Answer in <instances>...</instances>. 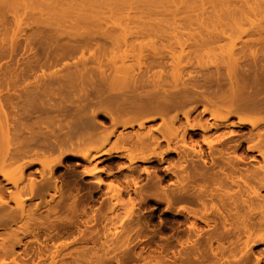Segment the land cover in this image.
Listing matches in <instances>:
<instances>
[{
    "label": "bare ground",
    "instance_id": "1",
    "mask_svg": "<svg viewBox=\"0 0 264 264\" xmlns=\"http://www.w3.org/2000/svg\"><path fill=\"white\" fill-rule=\"evenodd\" d=\"M75 1L14 0L26 9L24 14L47 15L68 24V30L55 49L26 57L24 66L13 65V71L9 66L2 76L12 90L0 93V109L5 105L8 111L1 115L5 111L0 110V264H264V0H180L185 9H178L175 0L179 3L172 9L159 3L166 12L156 10L162 16L155 19V12L151 17L130 7L103 11L95 0ZM152 19L159 24L152 27ZM30 29L25 44L43 32ZM156 32L176 63L173 70L169 66L171 79L166 81L171 89L165 81L148 79L145 70L132 73L130 50L135 55L133 46L144 35L138 36ZM129 37L132 42L137 38L134 45ZM13 42L7 54L17 51ZM106 43L113 47L105 57L110 73L102 56L83 58L85 47L95 44L103 50ZM185 44L198 55L211 56V63L224 64L226 75L219 76V63L206 76L182 75L179 65L185 55L177 51ZM166 50L151 51L147 71L153 63L168 61ZM58 62L63 64L58 71L31 76ZM116 80L117 86L119 80L126 83L129 94L121 92L127 97L121 94L120 100L107 95L111 103L104 99L107 106L102 107L99 93ZM87 86L100 107L85 95V104L80 97L69 101L74 107L52 96L72 88L89 95ZM100 115L112 124L105 134ZM109 143L113 146L104 148ZM133 149L136 155L130 154ZM68 159L89 179H59L56 171ZM155 162L162 166H151ZM113 166L125 184L111 194L102 187L101 173L114 177ZM142 173L145 186L138 184ZM132 193L138 205L126 207ZM66 197L72 201L64 202ZM95 201L99 204L91 208ZM152 202L150 209L141 208ZM61 205L70 215L62 214ZM159 205L164 217L155 226ZM117 219L126 226L115 227ZM57 244L62 250L50 256L46 250ZM70 244L74 251H66Z\"/></svg>",
    "mask_w": 264,
    "mask_h": 264
},
{
    "label": "rangeland",
    "instance_id": "2",
    "mask_svg": "<svg viewBox=\"0 0 264 264\" xmlns=\"http://www.w3.org/2000/svg\"><path fill=\"white\" fill-rule=\"evenodd\" d=\"M8 1H10V0H8ZM12 1V0H11ZM9 2V4H11V5H9V6H7V0H0V55H1V53H3L2 55H1V57H0V93L1 94H4V93H6V91H8L7 90V88L10 90L11 88H9L10 87V84H9V86L7 87V84L6 83H4V81H3V75H4V73L6 74V73H8V70H9V66H11V70L13 71L14 69H13V65H14V68H16V67H22V66H24V64L23 63H25L26 62V57H28L29 59H34V57H37L38 55H41V53L42 52H44L45 51V49H47L48 47H49V49L51 48V49H55V47H56V44L55 43H59L58 42V38H59V40L62 42L63 40H65L66 38H67V36L65 35V33L63 34V31L65 32V30H68V27H67V23L68 22H66V24L67 25H65V24H62L61 25V22H59V23H55L56 21H54V20H52L53 18H50V19H48V18H46V17H48L47 15H45V17L42 15L41 16V14H40V16L41 17H38V15H36V14H38V13H34V14H32L30 11V13H31V15H29V12H28V10H27V14H24V12H25V10L23 9V7H22V5H19V4H16V2H14V0L12 1V2ZM77 2L79 1H81V0H76ZM75 1V2H76ZM91 1H94V0H91ZM117 1V2H116ZM140 1H141V3H142V5H141V3H140ZM143 0H95V2H97L98 4H99V6L101 7V10H103V11H107V10H109V9H114V8H117L118 7V9H129V7H130V10H138V11H140L141 10V12H143V11H145V14H148V15H150L151 17H152V15H154V14H152V13H156L155 15H154V18L153 19H155L157 16L156 15H158V18H161V16L162 15H160V14H158V12L159 13H161V11H159V10H161L162 9V12L164 11V12H166L165 10H163L164 9V7L163 6H161V5H164V4H166L167 6V8H169V6H170V8L172 9V8H174L175 6L177 7V4L179 3H177L176 4V1L175 0H165V1H163V0H159L160 2H158V0H144V2H146L145 4H148V6L147 5H145L144 4V2H142ZM163 2V4H162V2ZM178 1V0H177ZM180 1V0H179ZM157 2V3H156ZM166 2V3H165ZM175 2V3H174ZM105 3V4H104ZM121 3H122V5H124V6H121ZM127 3V4H126ZM161 5H160V4ZM170 3H172V4H170ZM13 4V5H12ZM15 4H16V6H21L22 7V9L23 10H21L20 9V7H17L16 8V6H15ZM103 6H102V5ZM120 4V5H119ZM139 4V5H138ZM152 6H151V5ZM2 5V6H1ZM143 5L145 6V7H143ZM154 5V6H153ZM136 6H138V8L136 7ZM206 6H208V3L206 4ZM140 7V8H139ZM146 8H147V10H146ZM178 9H185L184 8V4L180 1V3H179V5H178V7H177ZM19 9H20V11H19ZM208 9H210L209 7H208ZM152 10H154V11H152ZM156 10L158 11V12H156ZM15 11H17V12H15ZM22 11H24V12H22ZM22 12V13H21ZM148 12H150V14L148 13ZM163 12V13H164ZM15 13H17V15L15 14ZM20 13H21V15H20ZM45 13V12H44ZM43 13V14H44ZM144 13V12H143ZM162 13V14H163ZM18 14H19V16L21 17V18H17L18 17ZM24 14V15H23ZM47 14V13H46ZM165 14V13H164ZM32 15H34L33 16V18H32ZM35 15L37 16V18L35 17ZM160 15V16H159ZM15 16H17V17H15ZM164 16V15H163ZM23 17V18H22ZM17 18V19H16ZM148 18H149V16H148ZM157 18V19H158ZM21 19V20H20ZM22 19H23V21H22ZM35 19V20H34ZM153 19H152V24H153V22H155V21H157V19L156 20H154L153 21ZM18 20H20L21 22H18ZM39 20H42V21H39ZM150 20H151V18H150ZM20 23L19 25H18V23ZM22 22H24V23H22ZM44 23V24H43ZM50 23V24H49ZM97 23V22H96ZM155 23H158V22H155ZM155 23L153 24V25H151L150 23V25L153 27L154 25H155ZM55 24V25H54ZM159 24V23H158ZM157 24V26H159ZM161 24H163V23H161L160 22V25ZM16 25H18V27H16ZM50 27H49V26ZM57 25H58V27H57ZM92 25V26H91ZM149 25V27H151ZM164 25V24H163ZM162 25V26H163ZM90 26H91V28H93V27H96L97 25H95V23L94 24H90ZM89 26V27H90ZM156 26V27H157ZM162 26H160V28L162 27ZM39 28V31H41L42 32V30H43V32L42 33H38L37 35L38 36H36V35H34V37H32L31 36V38H29V40L30 39H32L31 41L32 42H30L29 40H26V42L27 43H29V46H28V49H26V47L27 46H24V45H26L24 42H25V40L23 39V37H25L29 32H30V28ZM56 27H57V29H56ZM98 27V26H97ZM96 27V28H97ZM155 27V26H154ZM164 27H165V25H164ZM163 28V27H162ZM41 29V30H40ZM64 29V30H63ZM164 29V28H163ZM62 32V36H61V32ZM56 31H57V33H56ZM58 32H59V34H58ZM154 33V32H153ZM153 33H151V35H149V34H140V36H138V34L137 35H135L134 33V35L135 36H138V37H141V35H144V36H142V38H140L139 40H137V38H136V40H137V43H135L136 42V40L134 39L135 38V36L133 35V39L135 40V41H131V38H132V36H130L129 37V41L130 42H132V44L133 43H135V45L133 46V47H136L135 49V55L133 54L134 52H132V50H130L131 51V53H132V56H134V57H136V54H137V58H139V60L136 62V60L137 59H135L134 60V57H133V60L131 59V61H132V65L134 66V64H135V66L133 67L134 69V71L132 72V73H139V71L141 72V70L142 71H146V77H148V79H150V77H151V79L150 80H152V81H158V80H160V81H162V83H164V81H165V83L167 84H170V82H166L167 80L168 81H170L169 79H171V78H169V75H170V67L172 68L171 70H173L175 67H176V63H175V61H173L172 59H171V57H169V56H171V55H169V50H166L167 49V47L166 46H164L163 47V43H164V41H161L162 39H160L161 37H159L158 38V36H160L157 32V34H155L154 36H153ZM23 34V35H22ZM49 34V35H48ZM59 36H58V35ZM52 35V36H51ZM54 35V36H53ZM16 36H17V39H16ZM44 36V37H43ZM49 36V37H48ZM150 36V37H149ZM154 37V38H152V37ZM38 37V38H37ZM51 37V38H50ZM63 37V38H62ZM65 37V38H64ZM12 38V39H11ZM13 38H14V40H13ZM47 38V39H46ZM55 38V39H54ZM61 38H62V40H61ZM100 38V40L97 38V40L98 41H100V43L99 44H102L101 42H102V39H101V37H99ZM51 39L52 41H53V43H52V41H49V40ZM132 39V40H133ZM15 41V46L17 45V47H18V49L20 50L19 52H18V49H17V47H15L16 48V50L17 51H14L13 52V54L11 53H9V51H8V53L9 54H7L6 52V49L8 50L9 49V43L11 44V42L12 43H14L13 41ZM24 40V41H23ZM45 40H48V41H45ZM56 40V41H55ZM44 41V42H43ZM138 41L140 42V43H138ZM48 42H50V46H48L49 44H48ZM95 42H96V40H95ZM21 43H23V44H21ZM108 43H110V42H108ZM44 44V45H43ZM46 44H47V46H46ZM52 44V45H51ZM54 44H55V46H54ZM140 44V45H139ZM19 45V46H18ZM28 45V44H27ZM137 45V46H136ZM138 45H139V47H138ZM165 45V44H164ZM22 46H24V47H22ZM96 47V45L95 44H92L91 46H87V47H85V49H84V52H83V50H82V52L84 53V55L85 56H83V58H87L88 57V60H91L89 57L91 56L92 58H93V56L94 57H101L102 56V60H103V63H104V68L105 69H107V67H108V69H109V64H108V62H106L107 60L105 59V57L107 56H109V54L111 53V51H112V45H109V44H107L106 43V46L105 47H103L104 49L102 50L99 46H97L96 48H97V50L96 49H94L95 47ZM130 46H132V45H129V47ZM44 47V48H43ZM93 47V48H92ZM128 47V48H129ZM132 47V48H133ZM192 47V46H191ZM189 48L188 47V45H184L183 46V49H182V51L180 50V51H177V53L178 52H182V54H184L185 55V57H184V59H183V62L179 65L180 66V69H181V71H182V69H183V71H182V75L183 74H188V75H194V76H206V73L205 72H207L208 70L211 72V69L212 70H214L216 67H213L214 65H217L218 63V67H221L220 68V70H222V71H219L220 73H219V76H221V77H223L222 75H223V73H224V75H226V71H227V69H226V67H225V65L224 64H222L221 62H219V61H217V62H212L211 63V56H207L208 54H201V55H198L192 48ZM2 48V49H1ZM24 48V49H23ZM87 48V49H86ZM106 48V49H105ZM132 48H130V49H132ZM139 48H140V50H139ZM154 48V49H153ZM157 48V49H156ZM164 50H166L167 52H165L166 53V55H167V57H166V59L168 60V61H165L164 62V64H159V65H161V66H159L158 64H155V63H153V65H151V66H149V67H152V68H149L148 69V71H147V65H146V63H147V61L148 60H150L151 58H152V52L151 51H153V50H159V51H162L163 49ZM26 52H24L23 50ZM26 49V50H25ZM30 49V50H29ZM43 49H44V51H43ZM99 49V50H98ZM111 49V50H110ZM1 50H4V51H1ZM42 50V51H41ZM95 50V51H94ZM109 50H110V53H108L109 52ZM134 50V49H133ZM30 51V52H29ZM107 51V52H106ZM129 51V50H128ZM141 51V52H140ZM4 52H5V56H4ZM25 54H24V53ZM28 52V53H27ZM37 52V53H36ZM79 52H80V50H79ZM78 52V56L79 57H81L80 56V53ZM97 53V54H96ZM140 53V54H139ZM164 53V52H163ZM26 54H28V55H26ZM31 54H34V55H32L31 56ZM36 54H38L37 56H35ZM43 54V53H42ZM98 54H99V56H98ZM106 54V55H105ZM108 54V55H107ZM195 54H197L198 55V57H196V55ZM7 55H9V56H7ZM10 55H11V57H10ZM13 55V56H12ZM26 55V56H25ZM105 55V56H104ZM131 55V54H130ZM139 55V56H138ZM149 55H150V57H149ZM23 56V57H22ZM259 56H261V55H259ZM106 57V58H107ZM131 57V56H130ZM130 57H128V61H130L129 59H130ZM170 60H169V59ZM165 59V60H166ZM192 59V60H191ZM19 60V61H18ZM25 62H24V61ZM130 61V62H131ZM135 63H134V62ZM22 62V63H21ZM140 62V63H139ZM145 62V63H144ZM174 62V63H173ZM21 63V64H20ZM62 62H58L57 63V65L56 64H53V66H48V67H46V68H44V70L42 71V69H40V70H38L36 73H34V75L32 74L31 76H35L36 74L37 75H41V73H43L44 72V74L46 73V74H49V72L51 73V72H54V71H58V69H61V68H63V64H61ZM90 63V62H89ZM107 63V64H106ZM12 64V65H11ZM60 64V65H59ZM154 64H155V66H154ZM168 64V66H166ZM17 65V66H16ZM20 65V66H19ZM55 65V66H54ZM91 64H89V66H90ZM105 65H107V66H105ZM146 66V68H144V66ZM92 66V65H91ZM170 66V67H169ZM211 66L214 68H211ZM58 68V69H57ZM55 69V70H54ZM111 69V68H110ZM108 70V73H110L111 72V70ZM10 70V71H11ZM19 70V69H18ZM219 70V69H218ZM60 71V70H59ZM96 71V72H95ZM94 72L97 74L98 73V71L97 70H95ZM110 71V72H109ZM144 71V72H145ZM224 71V72H223ZM17 72V71H16ZM19 72V71H18ZM21 72V71H20ZM148 72V73H147ZM209 72V73H210ZM222 72V73H221ZM113 73V72H112ZM131 73V74H132ZM203 73H205L204 75H202ZM172 74V73H171ZM207 74H208V72H207ZM20 75H21V73H20ZM185 75V76H186ZM187 75V76H188ZM209 75H211V73L209 74ZM208 75V76H209ZM31 76H30V79H31ZM171 76V75H170ZM29 77V76H28ZM32 77V78H33ZM112 77V76H111ZM17 78V77H16ZM27 79V78H26ZM29 79V78H28ZM28 79L27 80H25V82H28ZM29 79V81H32L33 79H31L30 80ZM154 79V80H153ZM2 81H3V83L5 84H3L2 83ZM117 81V80H116ZM116 81H114L113 82V84L112 85H108V87L106 86V87H104V89H103V91L101 92V93H99L100 95H102V97L100 96V99L102 100V102L100 103V104H102L104 101H110L111 100V98H113V97H111V94L112 95H116V100H120L121 98H123V97H125L126 96V94H122L123 92L124 93H127V94H129L128 93V91H127V89H128V87H123V86H125V84L123 83L124 81H122V83H121V81L119 80V84L121 85H119L118 84V86H117V83H118V81L116 82ZM151 81V82H152ZM112 83V82H111ZM116 83V84H115ZM165 84V86H166V88L167 89H171L170 88V85H166ZM113 85H115L114 87H112ZM22 86V85H21ZM19 88V87H18ZM17 88V89H18ZM125 88V89H124ZM19 89H21V88H19ZM78 89V88H77ZM75 90L74 88H72V89H70V90H65V92H62V93H55L54 95L52 94V96H54V98H58V99H65V100H67L66 101V103L65 104H67V105H72V106H70V107H74V105L73 104H71L69 101H73L72 100V98L74 99V100H79L78 98L80 97V101H82V99H83V102H82V104L84 103L85 104V102H87L86 101V97H89V98H87V100L89 99L90 101H92V105L93 104H95V107H97L96 105H98L99 103H97L98 101H95L96 100V94H92V89L90 88V87H88L87 86V88H85L86 89V91H87V93L89 94V95H87L86 94V92L84 91V89H82V90ZM91 89V90H90ZM112 89H113V91H112ZM12 90V89H11ZM89 90H90V92L91 93H89ZM69 92V94L67 93L66 94V92ZM79 91H80V94H79ZM116 91H118V92H116ZM120 91V92H119ZM126 91V92H125ZM122 92V93H121ZM65 93V94H64ZM71 93V94H70ZM117 93H118V95H117ZM74 94V95H73ZM121 94H122V96L123 97H120V99H118L119 98V96H121ZM82 95H85V96H82ZM92 95V96H91ZM110 96L111 98H108V96ZM125 95V96H124ZM72 96V97H71ZM78 96V97H77ZM81 96L83 97V98H81ZM66 97H67V99H66ZM85 97V98H84ZM90 97H94V98H90ZM127 97V96H126ZM69 98H71L70 100H69ZM76 98V99H75ZM108 98V99H107ZM84 99H85V102H84ZM92 99V100H91ZM95 99V100H94ZM105 99V100H104ZM114 99V98H113ZM88 100V101H89ZM104 100V101H103ZM107 102H105L106 104H107ZM105 103H103L102 104V107H104V105H105ZM110 103H111V101H110ZM89 104H91L90 102H89ZM100 104L98 105L99 107H100ZM111 105V104H110ZM105 106H107V105H105ZM3 108L2 109H4V110H2V109H0V110H2V111H5V112H1V115H2V113H8V111H7V109H6V106L5 105H3L2 106ZM91 107V106H90ZM92 107H94V106H92ZM6 113V114H7ZM10 115V114H9ZM8 115H6V117H7ZM143 117V116H142ZM8 119H7V121L9 122V123H11V120H9L10 118H9V116L7 117ZM67 119L68 118H70V116L69 117H66ZM99 118L100 119H102V120H105V118L102 116V115H100L99 116ZM67 119H65V120H67ZM122 119H124L123 117H122ZM44 120V119H43ZM39 119L37 120V122H38V124H39ZM52 121V120H51ZM55 121V120H54ZM53 121V122H54ZM108 119H106L105 120V122H106V127H105V129H104V131H103V133L105 134V133H107L108 131H110L111 130V128H112V124L110 123V121H109V123H108ZM159 120H157V121H155V122H158ZM37 122H35L36 123V127H37ZM41 122H43V121H41ZM52 122V124H54V126H55V123H53ZM56 122V121H55ZM155 122H151L150 124H152V123H155ZM45 123V122H44ZM57 124H58V122H56ZM42 123H40V125H41ZM51 124V123H50ZM44 125V124H43ZM35 126V125H34ZM48 127H53V125L52 126H50V125H48ZM49 128V129H50ZM54 128V127H53ZM52 129V128H51ZM54 129H56V127L54 128ZM242 130L244 131V130H246V128L245 127H243L242 128ZM98 145H100L99 143L98 144H96L95 146H98ZM111 146H113V144L112 143H109V144H105L104 145V148H109V147H111ZM203 147L204 148H206V145L205 144H203ZM130 152V154L131 155H136L137 153H138V150H135V149H133V150H130L129 151ZM123 162L125 163V164H127L128 163V160L127 159H124L123 160ZM105 164V163H104ZM139 164H141V166H149V164L148 163H139ZM155 164V166H159V167H161L162 166V164H159V165H157L156 164V162L155 163H152L151 164V166L152 165H154ZM14 167V165H12L10 168H13ZM117 169V167H115V166H113V168H112V171L114 172V174H115V176L116 175H119V177H113V176H107V175H105V172H102L101 173V177H103V179H104V181H105V185H103L102 187H103V189H107L108 191H110L111 192V194H113V193H116V191H117V189H119V187L121 188L122 186H123V184H125V182L124 181H122L123 180V175H121L120 174V172H118V171H116V169ZM80 169H82V167H78V166H74V162H73V160H70V159H68V160H65V166H60V167H58V169H57V171H56V175H58L59 176V179H62V180H64V181H69L70 183H73L74 181H76V180H80L81 178L80 177H82L83 175H82V173H79L81 170ZM116 171V172H115ZM125 171H127L126 169H123V173L125 172ZM158 174H160V175H162L163 174V172L160 170V168L158 169ZM161 172V173H160ZM38 176V175H37ZM84 177V176H83ZM38 178H39V176H38ZM85 179H89V177H84ZM72 179V180H71ZM76 179V180H75ZM74 180V181H73ZM109 182V183H108ZM145 182L147 183V177H146V174L145 173H142L141 174V178L138 180V184L139 185H141V186H145L146 184H145ZM84 186H86L85 184H83ZM71 186V185H70ZM83 186V189H81V191H80V193L81 194H83L82 196H85L86 194H87V188H88V186H86L87 188H85ZM145 188V187H144ZM65 192V191H64ZM74 192V191H73ZM109 192V193H110ZM66 193V192H65ZM79 193V195H81ZM63 196V195H62ZM134 196V197H133ZM137 196H135V194H133L132 193V197H131V199H132V201H129V199H128V201L130 202H128L127 201V198H126V201H127V203H126V207H127V205L129 206V205H132V203L131 202H134L136 205H138V203L135 201V200H138L139 201V199H137L136 198ZM57 198H59V197H57ZM135 198V199H134ZM130 199V200H131ZM57 200V199H56ZM60 200H62L61 198L59 199V201ZM72 200L70 199V198H68V197H66V198H64V202H67V203H70ZM62 202V201H61ZM60 202V203H61ZM64 202H62L61 204H64ZM56 203V202H55ZM90 204V206H91V208H92V206L93 207H95L96 206V204L98 205L99 203L98 202H90L89 203ZM155 205V203L154 202H152L150 205H142V207L141 208H144V207H146L147 208V210L148 209H150L152 206H154ZM64 206V205H63ZM61 207H62V205H61ZM65 207V206H64ZM59 209H60V207H58ZM44 209V211H42ZM41 208L40 209V211L42 212V213H45V208ZM62 209H63V207H62ZM62 209L61 210H58L59 212H58V214L60 213V212H63L62 211ZM65 209V208H64ZM63 209V210H64ZM67 209V208H66ZM162 209H163V206L162 205H159V207L155 210V212H154V216H153V224L155 225V226H158L159 225V223H160V221H159V219L160 218H162V217H164V216H162ZM68 210V209H67ZM67 210H64V212L62 213L63 215L64 214H68V215H70V212L69 211H67ZM123 210V209H122ZM40 212V213H41ZM47 212V211H46ZM121 212V211H120ZM41 213V214H42ZM122 213V212H121ZM120 213V214H121ZM123 214V213H122ZM59 215H61V214H59ZM119 220H121V219H117L116 220V223H115V227H117L118 229H121V228H123V227H125L126 226V224H123L122 225V227H121V222L119 221ZM159 222V223H158ZM58 246V247H57ZM57 248L56 247H54V246H51V245H49V248L50 249H48V250H46V252L48 253H50L49 255L51 256V254H53V255H56V252L57 253H59L60 251L59 250H62L60 247H59V244H57ZM61 246V245H60ZM62 247V246H61ZM259 247H261V246H259ZM259 247H257V248H255V249H258ZM62 248H64V247H62ZM74 249H75V245H71L70 244V246L68 247V249L66 250V251H74ZM59 251V252H58ZM62 252V251H61ZM46 253V254H47ZM48 254H47V257L49 256Z\"/></svg>",
    "mask_w": 264,
    "mask_h": 264
}]
</instances>
